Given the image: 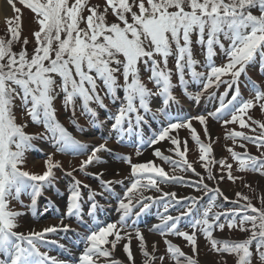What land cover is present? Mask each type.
I'll return each mask as SVG.
<instances>
[{
    "label": "snow or ice",
    "instance_id": "obj_1",
    "mask_svg": "<svg viewBox=\"0 0 264 264\" xmlns=\"http://www.w3.org/2000/svg\"><path fill=\"white\" fill-rule=\"evenodd\" d=\"M7 2L17 14L20 13L21 10L15 7V0H7ZM19 3L35 14L39 30L33 32L36 47L30 58L26 50V45L29 43L27 38L23 40L25 47H22L19 53L13 51V44L19 42L21 35L19 15L15 17V26H12V20L8 21L11 39L0 37V255L6 257L0 259V264H73L40 250L42 242L57 243V241H47V234L75 231L64 223L63 218L60 219L59 225H51L41 231H30L25 234L15 231L18 227L16 218L24 213L9 210L10 199L19 201L23 206V201H20L22 194L30 196V207L34 208L43 190L55 185L57 178L54 169L61 165L59 161H53L51 154H47L44 160L45 170L42 174L23 170L26 153L43 151L37 149L33 141H47L58 152L84 155L89 150L88 143L76 139L57 119L54 107V101L59 95L56 92L57 87L63 93L64 108L71 107L73 115H75L76 99L82 101V114L90 117L93 127L99 126L98 113L90 107V104L94 102L100 108H107L104 98L97 91V81H102L106 89L105 95L111 97L113 102L120 99L117 90L122 88V102L109 119L113 121L112 130L117 133H131L137 128H142L146 123L140 110L145 113L152 111L149 106L151 97H162L165 108L170 103H179L172 94L174 85L171 82V71L167 69L168 58L173 55V45L179 82L189 99L199 103L204 91L213 85L219 87L222 83H226L229 89L235 85V89L227 102H225V97L228 96L226 90L219 97L220 106L215 111L209 112L208 116L199 115L175 122L169 119L167 125L150 137L147 143L151 146L169 140L175 146L171 150L181 158V161L163 155L159 149L155 150L154 155L171 164L173 171L179 168L181 171L195 172L192 163L186 158L187 141L183 142L184 150L181 151L178 135H172L181 128H187L191 131L192 140L199 146V160L204 162L202 167L208 172L209 180L217 179L210 167L215 163H219L222 169H227L228 180L234 183L239 178L233 176L231 164H226L223 159L216 161L210 158L212 144H205L200 140L195 128L192 127L191 120H198L204 125L207 136L209 135L208 117L223 120L225 125L238 123L241 128H245L251 127L244 119L249 110L258 105L264 113V91L247 76L250 66H255L257 62L264 65V0H106L103 11L99 6L88 7L87 0H72L71 3L69 0H19ZM86 7L89 15L84 17L83 12ZM109 9L118 22L111 24L107 22ZM254 10L259 14H254ZM81 23H85L86 27L81 28ZM194 34L195 44L205 49L206 63L203 66L207 69L206 73L196 70L199 61L193 58ZM205 34H207L206 40ZM221 37L229 41L227 47L222 43ZM214 46H219L227 58V62L222 66H217L213 62V57L216 55ZM155 56L162 58L163 68L160 67L161 62L156 60ZM149 61L151 62L149 80L156 86V92L149 89L140 79L138 65L142 62L147 66ZM186 68L192 80L203 86V90L195 95L187 92ZM121 69L123 85L118 82L116 75ZM261 74L264 75V72ZM242 75L245 76L247 83L251 85V92L254 93L250 99H244L241 94L239 84ZM57 76L60 78L59 85L56 81ZM224 76H230L231 79L224 81L222 80ZM16 99L21 101L23 112L33 124L43 125V132L28 133L25 131L28 127L27 122L17 123L14 112ZM165 108L157 109V112L153 113V118L157 115L168 118ZM228 115L230 119H223ZM248 119L261 129L259 135L252 137L233 130L226 138L234 142L236 138L250 141L256 144L258 149L264 147V123L253 119L250 115ZM72 123L78 131H86L76 124L75 120ZM252 131L255 129L253 128ZM241 147L244 145L241 144ZM227 151L238 162L237 171H251L264 176V159L261 158L264 157V152L261 153V157H257L248 154L247 151L238 153L231 147L227 148ZM101 152H112V149L107 147V140L91 146L90 153L86 159L81 160L78 170L86 172L87 167L93 163H105L106 161L99 155ZM136 154L140 155L139 149ZM118 158L130 165L132 177L130 185L126 186L123 192V198L119 200L120 219L116 223L103 226L85 225L87 234L82 237L83 251L74 264H122L112 259L117 244L122 239L128 241L123 244V251L127 255L129 264H135L130 249L131 234L125 233L124 236L120 234L121 229L126 226V218L132 214L139 217L150 208L151 203L165 199L169 203L176 204L181 200L191 202L180 211L179 215L161 214L160 223L153 225L149 229L150 232L158 231L163 237L167 235L182 237L191 245L192 252L196 253L195 230L199 228L213 251L235 254L238 258L237 264H253L252 246L255 242V254L260 264H264V198L261 199L262 207L256 208L247 196L237 192L236 196L248 201L247 204L230 212H216L214 211L217 207L216 198L212 196L200 218H195L191 223L193 229L191 234L187 231H179L177 222L185 216L195 217L196 212L199 211L197 207L199 198H178L175 192L163 191L160 185L182 183L184 177L169 175L152 161L133 164L130 157ZM66 174L72 176V171ZM92 175L100 181L106 191L114 194L111 187L113 181L103 180L102 172ZM196 175L200 174L196 173ZM203 179L201 177L197 181L200 186L197 187L198 191H204L206 194L213 192L228 200L220 188L210 189L203 183ZM219 179H224V176ZM81 183L80 180L73 179L66 206L67 217L74 215L77 218L81 217ZM84 187L90 188L89 185ZM150 189H155L161 195L145 196L144 192ZM95 195L97 193L90 190L89 200H94ZM49 202L53 203L51 200ZM169 203H165L164 213L168 212ZM137 206L139 210L133 213V209ZM98 207L100 206L93 202L88 215L94 217ZM249 210L254 214H248ZM222 215L231 217L227 223L229 229L239 228L241 232H250V236L242 241L214 239L213 229L219 228L223 231L225 228V224L218 223ZM247 224L251 227H245ZM135 236L140 241L143 264H154L156 259L163 264L164 256L156 257L147 251L145 237L139 229L135 230ZM109 237L114 239L109 240ZM164 243L167 246V253L175 264H198L193 256L187 255L170 240L165 238ZM59 247L70 252L64 244H59ZM152 247L155 252L156 245L153 244Z\"/></svg>",
    "mask_w": 264,
    "mask_h": 264
},
{
    "label": "rangeland",
    "instance_id": "obj_2",
    "mask_svg": "<svg viewBox=\"0 0 264 264\" xmlns=\"http://www.w3.org/2000/svg\"><path fill=\"white\" fill-rule=\"evenodd\" d=\"M71 3L72 0H69ZM106 4V0H87L88 7L99 6V9L103 11ZM15 7L19 8L21 11L17 14L11 5L8 6V15L4 18L0 19V37L4 39H11V33L8 32L9 20H12V26H15V17L17 15L20 16V24H21V35L19 42L13 44V51L19 53L22 50L23 40L27 38L29 43L26 45V50L29 58L34 52L36 47V42L33 37V32L39 30V25L36 23L35 14L26 6L19 3V0H15ZM89 12L87 7L83 12V16L87 17ZM107 22L109 24L118 22L116 17L112 15L111 10L109 9L107 15ZM129 22H131V18L129 16ZM81 28H85L86 24L81 23ZM196 36L193 35V47L198 46L195 44ZM222 43H224L225 47L228 46L229 43L224 42L221 39ZM194 49V48H193ZM198 51L193 50L194 59L198 56ZM122 59V57H121ZM155 59L160 61V67L163 68L164 64L162 58L160 56H155ZM198 60V59H197ZM200 60V59H199ZM217 66H222L227 62V58L222 52L219 56L215 57L213 61ZM47 63V62H46ZM205 63L197 64L196 69L200 72H207V69L203 66ZM176 66V57H175V46L173 45V55L169 56L167 69L171 71V82L174 85L172 89L175 93L176 100L179 103H170L169 106L165 108L163 104V98L160 96H153L149 100V106L151 108V112L144 113L147 115L146 123L143 124L142 128H137L135 131L128 133H117L116 131L111 129L112 120L109 117L114 114L119 107L120 103L123 99V90L122 88L118 91L119 100L113 102L111 97L105 95L106 89H104L102 81H97L98 89L97 91L102 97H105L106 101L104 103L109 104V108L104 109L100 108L96 103H91L90 107L96 110L98 113L97 120L99 122L98 127H93L90 123V117L82 114V101L77 98L76 99V108L75 115L72 113L71 107L65 109L63 106V93L60 92L59 87H57L56 92L59 93L54 101V107L56 109L57 119L60 123L68 129L72 135L80 140L81 142L88 143L90 145L88 152L84 155L75 154L72 152H58L55 147L47 142L42 140H35L33 143L35 144L37 149H42L43 151H29L25 155V164L23 166V170L29 171L32 173L42 174L44 169V160L46 159L47 154H51L53 157V161H59L61 167L54 169V173L56 176V182L54 187H46L42 195L37 198V202L34 208L30 207L31 198L27 194H22L20 197V201H23V206L17 200H9V210L22 212L24 213L21 216L16 218V223L18 227L15 231H23V233L27 234V229H31L30 231H40V229H44L38 226L28 225V224H43L50 220H60L61 218L68 219L67 225L71 227L74 226V219L77 217L74 215L72 217H67L66 206L68 202V196L70 195V189L73 185V179L80 180L81 186L80 191L82 195L81 203V215L88 216V219H92V224L97 223V221L102 220V225H106L108 223H116L114 221V217L118 216L120 218V211H118L119 200L123 198V192L126 186L130 185V181L132 177L130 176L131 167L129 164L125 163L123 160L119 159L120 156H127L131 158V162L135 163H147L152 161L155 165L162 167L169 175H177L183 176L184 181L178 184H161L160 187L163 191L166 192H175L177 197H198L197 207L199 211L196 212L195 217L185 216L177 222V228L179 231H187L191 234L193 229L191 228V223L195 218H200L204 208L210 202V197L215 196L217 207L214 208L216 212H230L231 210H237L242 208L248 201L240 199L236 196V193L239 192L242 196H247L251 201L252 205L256 208H261L262 203L261 199L264 198V176H261L259 173L251 172V171H237L238 162L235 161L231 154L227 151V148L231 147L234 151L238 153H244L245 151L248 154L261 157V153L264 152V147L257 148L256 144L245 141L240 138H236L235 142L232 139H227V135L229 132L241 131L244 132L248 136L255 137L260 134L261 129L253 124L251 120L248 119L250 115L253 119L261 121L264 123V113L261 112V109L257 105L253 109L249 110L248 115L244 116L245 121L251 125V127L241 128L238 123H229L227 125L223 124V120H214L211 117H208L207 120V129L208 134L205 135V126L201 125L198 120L192 119V127L195 128L197 134L200 137V140L205 143L212 144V153L210 158H214L216 161L225 160L226 164L232 165V174L235 177H239L233 183L232 181L227 179V169H222L219 163H215L210 165L212 174L217 177L215 180H209L208 172L202 167L204 162L199 160L200 152L199 146L195 141L191 138V131L187 128H181L178 132H173L172 135H178L179 140L181 141V151L184 150L183 142L187 141V152L186 158L188 162L192 163L195 168V172L192 171H181L177 168L173 171V166L169 163L164 162L159 157L154 155L156 149H159L163 155L171 157L175 161H181V158L176 155L173 149L175 146L171 144L169 140L161 141L155 145H149L147 143L148 139L152 137L154 134L158 133V131L165 127L168 123V120L171 119L173 122L176 120H185L190 119L192 117H196L199 115L208 116L209 112L215 111L216 108L220 106L219 97L228 90V96L225 97V102L231 98L233 91L235 89V85L231 89L228 88L226 83L220 84L219 87L213 85L210 89L203 92L199 103L195 100L189 99L188 95H185L184 88L180 85L179 82V74L177 69H172ZM139 70L143 72L140 74V79L145 85L151 89L153 92L157 91L156 86L149 80L151 76V62L149 61L148 65L145 66L144 63H140L138 65ZM252 70L247 74L259 87L262 91H264V75L261 72H264V65H261L259 62L253 67H249ZM122 69L120 73H117L118 82L123 85L124 80L122 76ZM231 79L230 76L222 77V80L229 81ZM185 80L188 82L187 92L195 95L198 92L203 90V86L201 83H196L192 80L187 68L185 69ZM57 85L60 84V78L56 77ZM240 83L243 84V87L239 84L241 94L244 99H250L254 95L251 92V85L247 83V79L245 76H241ZM177 92V93H176ZM16 107L14 108L15 115L17 117V123H28V127L25 129L28 133H40L43 132V125L33 124L29 117H27L26 113L23 112L21 108V101L19 99L15 100ZM165 108V111L168 113V118L164 116L157 115L156 118H153V113L157 112V109ZM223 119H230V115L224 116ZM75 120L76 124L86 129L84 132H80L76 129L72 121ZM255 131H252V129ZM209 137L211 139H209ZM92 139V140H88ZM107 140V147L112 149V152H101L99 155L101 158L106 161L103 164H95L89 165L86 169V172H80L79 165L81 160L87 158V155L90 153L91 146L99 145L100 143H104ZM241 144L244 147H241ZM137 149L140 151V155H137ZM264 159V157H261ZM77 169L73 171V169ZM72 171V176H68L66 173ZM102 172V179L105 181H113L114 183L111 185L114 194H110L106 191L100 184V181L95 178V173ZM196 173L200 175L197 176ZM224 176V179H219V177ZM203 177V183L207 184L209 188H220L223 192L224 196L228 197V200H224L222 196H217L215 193H205L204 191H198L197 187H200L197 184V181ZM115 181H122V183H115ZM84 185H89L90 188H85ZM247 185V186H246ZM90 190L92 192L97 193L95 195L94 200H89ZM57 192L59 194H57ZM122 192V193H121ZM145 196L158 197L161 193L155 191V189H150L144 192ZM53 203H50L49 201ZM98 201V202H97ZM234 201H238V203H234ZM97 203L100 207L96 209L100 210L102 208H108L110 205V210L113 212V216L108 218L103 216L102 214L98 215L95 211V215L101 216L100 219L94 220L95 217L88 215V207L93 203ZM125 202H127L125 200ZM190 200H181L179 204L175 202L169 203L167 199L157 201L156 203H151L150 208L141 214L139 217L132 214L125 221V228L121 229V236H124L125 233L131 234V244L130 249L133 252L135 264H143L144 257L140 251V241L135 236V230L139 229L140 232L144 235L146 241V248L150 254L155 255L156 257L164 256L163 264H175V261L170 258V255L167 253V246L164 243L165 238L170 240L173 244L178 245L183 252L187 255L193 256L198 264H237V256L235 254L223 253L213 251L211 248V244L204 237L203 233L197 228L196 231V240H197V252L193 253L191 249V245L184 240L182 237L176 235H167L163 237L159 234L158 231H149V229L156 224L160 223V215H179L180 211L184 210L187 205L190 203ZM165 203H169L168 212L164 213V205ZM114 204V205H113ZM113 205V206H112ZM139 210V206L133 209V213ZM103 212V211H102ZM248 214L251 213L249 210ZM108 219V220H107ZM112 219V221H111ZM231 219L230 216H221L218 223L225 224V228L221 231L219 228L213 229V238L217 240H228V241H242L247 239L250 236V232H241L239 228L229 229L227 227L228 220ZM107 220V221H105ZM105 221V222H104ZM238 222V218H237ZM56 225H59L56 223ZM32 226V227H31ZM119 227V226H118ZM245 227L250 228L251 225L247 224ZM59 233H50L47 234V241L49 239L56 238V235ZM74 233L73 235L77 237ZM81 235V233H79ZM148 237H152L151 240ZM114 239V237H109ZM109 239V240H112ZM127 239H122L118 242L117 247L113 253L112 259L118 260L122 262V264H129L127 259V255L123 251V244L127 243ZM153 244L156 245V251L153 252ZM105 247L110 248V245H105ZM41 250V249H40ZM42 251V250H41ZM252 251L254 253L253 256V264H260L258 256L255 254V242L252 246ZM43 252V251H42ZM4 257H0L3 259ZM76 259L71 260L73 262ZM103 260V258H102ZM181 261H183V257H181ZM154 264H161L159 259H156Z\"/></svg>",
    "mask_w": 264,
    "mask_h": 264
},
{
    "label": "trees",
    "instance_id": "obj_3",
    "mask_svg": "<svg viewBox=\"0 0 264 264\" xmlns=\"http://www.w3.org/2000/svg\"><path fill=\"white\" fill-rule=\"evenodd\" d=\"M254 14H259L258 12H255V10H254ZM207 39V34H205V40ZM221 39H223V37H221ZM223 41L225 42H227V43H229V41H227V40H224L223 39ZM194 49L193 50H196V51H198L197 53H198V56L197 57H195V60H197V61H199V63L198 64H200L201 65V63H206V60H205V49L204 48H202L200 45H198V46H195V47H193ZM214 51H215V53H216V55L213 57V61L215 60V57H217V56H219L223 51H221L220 50V48H219V46H214ZM194 55H196V54H193V58H194ZM200 59V60H199ZM252 67V66H251ZM176 68V66H174L172 69H175ZM254 68V67H253ZM197 70V69H196ZM252 73V70L250 69V68H248V70H247V74H249V73ZM139 73L140 74H142L143 72H141V70H139ZM118 90H120V89H118ZM177 93V92H176ZM175 93L173 92V95H174ZM104 98V102L106 101V99H105V97H103ZM105 104V103H104Z\"/></svg>",
    "mask_w": 264,
    "mask_h": 264
},
{
    "label": "bare ground",
    "instance_id": "obj_4",
    "mask_svg": "<svg viewBox=\"0 0 264 264\" xmlns=\"http://www.w3.org/2000/svg\"><path fill=\"white\" fill-rule=\"evenodd\" d=\"M8 2L7 0H0V19L1 18H4L6 17L8 14ZM88 140H92V139H88ZM107 216H110L109 213L106 214ZM56 222H58L57 220H50L46 223H43V224H28V225H33V226H38V227H41V226H44L42 228H45V227H48V226H51V225H56ZM32 227V226H31ZM109 239H112V238H109ZM149 240L152 239V237H148Z\"/></svg>",
    "mask_w": 264,
    "mask_h": 264
}]
</instances>
